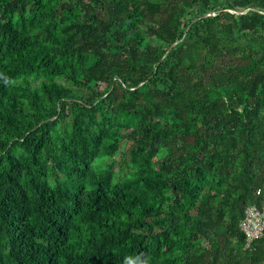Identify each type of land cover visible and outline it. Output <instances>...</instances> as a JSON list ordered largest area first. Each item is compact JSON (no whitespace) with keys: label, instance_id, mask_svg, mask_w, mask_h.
<instances>
[{"label":"trees","instance_id":"obj_1","mask_svg":"<svg viewBox=\"0 0 264 264\" xmlns=\"http://www.w3.org/2000/svg\"><path fill=\"white\" fill-rule=\"evenodd\" d=\"M263 201L264 0H0V264H264Z\"/></svg>","mask_w":264,"mask_h":264},{"label":"built area","instance_id":"obj_2","mask_svg":"<svg viewBox=\"0 0 264 264\" xmlns=\"http://www.w3.org/2000/svg\"><path fill=\"white\" fill-rule=\"evenodd\" d=\"M248 10L250 8L246 9V11ZM260 192L261 189L257 191V194H260ZM240 226L246 235V246H249L255 239L264 235V201L260 206L250 204L246 207Z\"/></svg>","mask_w":264,"mask_h":264}]
</instances>
